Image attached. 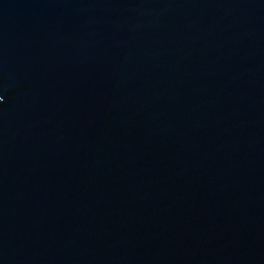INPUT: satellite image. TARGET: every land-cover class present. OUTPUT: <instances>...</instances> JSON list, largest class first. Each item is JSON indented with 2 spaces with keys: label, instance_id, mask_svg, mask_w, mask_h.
<instances>
[{
  "label": "water",
  "instance_id": "obj_1",
  "mask_svg": "<svg viewBox=\"0 0 264 264\" xmlns=\"http://www.w3.org/2000/svg\"><path fill=\"white\" fill-rule=\"evenodd\" d=\"M0 264H264V0H0Z\"/></svg>",
  "mask_w": 264,
  "mask_h": 264
}]
</instances>
